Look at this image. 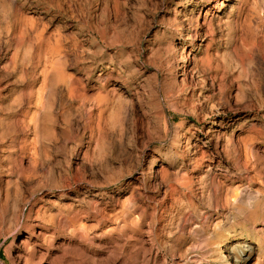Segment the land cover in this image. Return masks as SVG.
<instances>
[{"label": "rangeland", "instance_id": "rangeland-1", "mask_svg": "<svg viewBox=\"0 0 264 264\" xmlns=\"http://www.w3.org/2000/svg\"><path fill=\"white\" fill-rule=\"evenodd\" d=\"M17 1L0 0V10L7 4L25 20L22 26L31 25L48 38L59 28L61 35L73 38L62 47L68 58L73 59V54L82 58L76 66H60L73 83L76 99L68 93L57 102V96L49 98L45 89L41 110L34 98L27 97H35L41 88L42 67L30 78L36 81L27 82L20 58L10 62L15 46L1 51L0 75L13 76L0 82V264H191L184 256L188 240L175 255L171 241V224H185L176 219L177 200L184 203L190 197H180L175 181L164 177L179 174L193 182L190 200L203 206L189 227L191 232L205 223L210 228L227 226L237 202L259 198L264 187V95L246 96L258 87L256 69L264 56V0H147L150 13L137 14L148 23L149 32L134 45L117 38L111 45L99 43L94 31L106 4L110 21L116 23L122 9L124 16L135 12L130 8L138 7L136 0H62L57 20L48 8L31 3L52 0ZM177 20L182 22L186 43L173 41L180 50L172 76L163 81L165 73L154 67L161 48L154 39H161ZM8 35L0 36L2 42L15 36ZM96 50L105 57L93 59ZM61 58L58 64L65 60ZM126 61L139 72L141 86L158 71L165 92L186 83L183 100L176 102L175 109L163 110L161 128L165 119L170 123L165 143L148 145L145 135L137 144L130 136L118 145L109 140L97 145L92 140L96 94L132 99L143 107L141 113L150 108L145 92L123 84L118 69ZM95 62L102 63L97 70ZM80 63L85 64L83 69ZM103 79L108 80L107 89L96 91L95 82ZM80 96L90 99L81 121L90 126L86 130L72 124L69 111L60 110L61 105H69L71 112L82 114ZM176 127L180 141L170 145ZM239 140L241 145L228 143ZM33 145L41 146L35 164ZM214 179L223 182L224 196L238 193L225 211L215 205V192L208 186ZM130 197L163 217L162 225L167 226L163 237L159 230L138 227V222L129 225L124 205ZM129 227L132 237L127 240ZM193 261L201 264L197 258Z\"/></svg>", "mask_w": 264, "mask_h": 264}, {"label": "bare ground", "instance_id": "bare-ground-1", "mask_svg": "<svg viewBox=\"0 0 264 264\" xmlns=\"http://www.w3.org/2000/svg\"><path fill=\"white\" fill-rule=\"evenodd\" d=\"M16 3L19 4L20 0ZM31 3L38 4V8H48V10H51L50 12L55 14V20L62 14V0H52L50 3L45 1H33ZM162 3L164 5L165 1H162ZM136 4L138 7L130 8L135 12H127V16H124L122 9L120 12V19H118L116 23L111 22L109 19V13L111 11L109 6L107 4L104 6L94 31L96 38L100 41L99 43L111 45L113 44L112 38L125 40L126 45L129 43L134 45L142 41V37L149 32L150 26L143 18L138 16L137 13L141 10L144 13L150 12L146 9L147 0H136ZM20 8L21 10L25 9L22 5ZM154 8L157 9L156 5ZM24 22L25 20L15 10L8 7L7 4L0 10V36L4 34L6 37H9L8 33H11V35L15 34L14 37L8 38L7 41L3 42L0 37V55L1 51H9V48L11 49L15 46V51L10 58V62L14 63L17 58H20L23 76L27 82L30 78L35 77L36 71L42 67L40 72L42 82L41 88L34 92L35 97H33V95H28L27 99L30 100L34 98L35 107L42 110L44 108L42 93L45 89L49 94V98L50 94L57 96V102L69 96L68 93L75 97L73 83L68 81L64 71L60 68V66H65V64H74L76 66L78 64L77 61L82 58L81 54H73V59H70L67 56L66 50L62 49L65 42L67 40L71 42L73 38L61 35L59 28L56 29L52 37L48 38L43 35V31H36L31 25L24 24L22 26ZM152 22L155 23L154 18H152ZM182 29V22L177 20L166 30L167 32H164L161 39H154L155 44L158 47L161 46L156 52L154 58V63L156 64L154 67L157 69L159 68V70L165 73L163 81L170 79L169 76H172V70L175 66V55L180 50V48L173 44V41L178 38L182 42L181 45L186 43V40L182 39ZM250 52L252 51L250 50ZM61 56L62 58L64 57L65 60L58 64ZM92 56L93 59H97L98 57L103 59L105 54L96 50ZM93 64L96 66L94 70H97L102 63L95 62ZM80 65L81 69L85 66L84 63H80ZM129 65L130 63L126 61V64L124 62V65L118 69L122 77L121 80L126 88L132 86L131 91L138 89L145 92L146 103L149 104L150 108L145 113H141L143 107L140 103L136 104L132 99L126 100L119 96L112 97L109 95L101 97L100 93L96 94L92 100V112L94 111V113H96L94 128L92 129V140H96L97 145H99V142L102 145L106 140H109L112 144L118 145L124 143L128 136H130L134 144H137L143 135L146 136V143L148 145H159L165 143L168 139L170 134V123L168 119H165L166 124L161 128L160 121L162 113L166 106L170 109L173 107L175 109L176 102L183 100L181 98L184 96L186 83L181 82L179 85L180 87H172L165 92L160 88V82L163 81L158 82L160 72L158 71L151 82L141 86L138 82L140 78L139 72ZM257 67L256 86L258 87L255 91L251 89L246 93L249 99H252V97H255L257 94L264 95V56L260 58ZM11 74L10 72L1 74L0 82L13 76ZM30 81L35 82L36 80ZM98 81L99 80L95 82L96 91H105L107 89L108 80L105 81L103 79ZM103 82H107V84H101ZM74 99H76V97L72 98V100ZM77 99L80 102L79 107L82 110V114H74L75 112H71L69 105H61L60 110L69 111L67 115L72 119V124L77 125L80 129L86 130L90 128V126H88L86 122L82 124L81 121L84 120L83 109L90 99L82 96ZM167 99H169L166 103L167 105L163 106ZM149 101H154L155 105L151 107ZM47 114V117H50V113L48 112ZM152 114L155 117H151ZM177 130L178 127L174 128L175 135L172 138V142L169 143L170 145L179 144L180 137L177 134ZM39 143V145H43L42 140H40ZM228 143L229 145L242 144L241 140L235 142L229 141ZM244 145L246 144L244 143ZM39 147L35 145L32 146L31 160L33 164L39 160ZM181 165V170H185L187 165L185 163ZM164 178H166L168 182L170 180L175 181L174 189L180 197L184 199L190 197L191 199L194 189L193 182L181 179L179 174L166 175ZM198 185H200V183H198ZM208 186L214 190V198L216 200L214 203L216 206L220 207V210L225 211V207L229 205L230 201L235 202L237 200V192L233 191L232 195L225 196L222 194L223 182L220 180L215 181L214 179L213 183L210 182ZM143 190L145 191V189ZM258 193L259 198L254 200L249 198V201L243 200L237 202L235 212H231L230 218L232 222L227 224V226L221 227L218 225L214 228H210L209 226L211 224L205 223L201 224L193 232L189 230V227L199 218L197 211L203 206V203L194 202L190 199H187L184 203H182L181 200H177L178 202L175 207L178 215H176V219H182L185 224H181L180 226L179 223L176 222L171 224L172 248L175 249L173 250L175 253H172L174 255L177 253L180 254L182 252V244L188 240L186 243L187 246L184 249V256L187 260H191V264H197V262L193 261V259L196 258L201 264H264V254H262L264 251V187L262 190H259ZM186 209L188 210L186 211ZM124 211L126 221L129 225L138 222V227L143 224L155 231L159 230V236H164L163 232L167 230V226L162 225V223H164L163 217L156 212L150 211L148 205L142 207V205L137 204L136 201H132L130 197L128 198V202L124 205ZM184 211H186V213H183ZM16 220L17 224H19V220H21L20 215L19 219L18 215H16ZM158 225L159 227L162 225L160 229H158ZM129 228L131 230H127L131 232V235L128 236L127 240H130L132 237L133 229L131 227ZM138 234H141V231H138ZM223 247L224 250L222 249Z\"/></svg>", "mask_w": 264, "mask_h": 264}]
</instances>
